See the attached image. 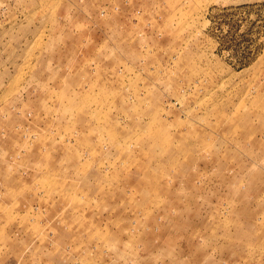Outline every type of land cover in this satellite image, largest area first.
<instances>
[{
	"label": "rangeland",
	"instance_id": "374dc122",
	"mask_svg": "<svg viewBox=\"0 0 264 264\" xmlns=\"http://www.w3.org/2000/svg\"><path fill=\"white\" fill-rule=\"evenodd\" d=\"M0 264H264V0H0Z\"/></svg>",
	"mask_w": 264,
	"mask_h": 264
}]
</instances>
